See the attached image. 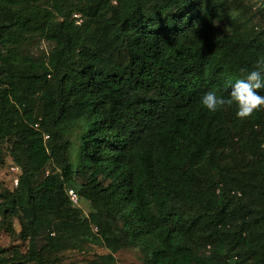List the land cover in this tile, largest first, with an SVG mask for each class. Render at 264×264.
Returning a JSON list of instances; mask_svg holds the SVG:
<instances>
[{"label":"trees","instance_id":"16d2710c","mask_svg":"<svg viewBox=\"0 0 264 264\" xmlns=\"http://www.w3.org/2000/svg\"><path fill=\"white\" fill-rule=\"evenodd\" d=\"M250 19L239 0H0V161L13 141L23 169L0 212L30 237L27 256L0 246V264H51L92 224L111 250L95 264L131 243L152 264H264V109L240 119L235 103L201 104L213 90L230 99L264 60ZM37 38L52 44L46 59L26 52ZM79 120L88 217L65 192L68 162L63 178L37 179ZM236 138L256 166L232 174L221 149Z\"/></svg>","mask_w":264,"mask_h":264},{"label":"rangeland","instance_id":"374dc122","mask_svg":"<svg viewBox=\"0 0 264 264\" xmlns=\"http://www.w3.org/2000/svg\"><path fill=\"white\" fill-rule=\"evenodd\" d=\"M235 3L236 0H230ZM245 6L249 16H251L249 28L255 32H260L264 29V0H239ZM74 12L73 17L79 19L80 14ZM79 20L78 23H80ZM230 24L224 25L226 29H230ZM52 44L45 38H37L30 46L26 48L34 57L42 56L47 58L48 52L51 50ZM261 130V128L259 127ZM86 131V121L79 120L73 126H67L63 134V143L68 142L69 147H63L60 152L59 160L54 156L46 165L44 173L37 176V179H43L51 173L63 178V171L66 162L72 167L71 174L73 182L65 184V192L68 195L70 189L77 192V200L72 201L68 195L72 206L81 211L82 216L88 217L92 212L96 211L94 202L88 199L83 194L82 185L85 179L81 175H77L79 169L80 156L79 147L81 144V136ZM45 144L51 140L49 133L43 135ZM54 140V138H52ZM13 141H4L2 143V152L4 158L0 161V210L4 206L6 197H10L20 183V177L23 169L17 164L13 150L10 148ZM63 154V155H62ZM222 164L230 169L232 174H238L245 170H249L256 166L255 157L244 147L240 139L236 138L233 143L221 149ZM252 170H255L253 168ZM230 181L232 178L230 177ZM25 227V226H24ZM22 226L17 217H10L8 214L0 212V246L7 252L13 250L19 251L27 256L30 247V237L22 238ZM93 234L84 240L66 241L63 242V247L51 254H46L47 260L51 264H95L100 262L103 255L111 253L104 241V235L100 233L99 228L92 224ZM39 248L45 246L46 241L40 237L37 239ZM210 249V248H209ZM11 255V254H10ZM115 264H152L148 257V252L142 246L129 244L126 248H121L113 254ZM236 260V257L231 256L229 261Z\"/></svg>","mask_w":264,"mask_h":264},{"label":"clouds","instance_id":"9594fccd","mask_svg":"<svg viewBox=\"0 0 264 264\" xmlns=\"http://www.w3.org/2000/svg\"><path fill=\"white\" fill-rule=\"evenodd\" d=\"M264 60L257 62V67L251 71L243 72L241 78L230 86L227 101L216 91H209L201 98V104L209 112L215 113L226 103H235L238 106L237 117L244 119L250 117L254 111L264 109V95L260 90L264 89Z\"/></svg>","mask_w":264,"mask_h":264},{"label":"built area","instance_id":"2783aa9c","mask_svg":"<svg viewBox=\"0 0 264 264\" xmlns=\"http://www.w3.org/2000/svg\"><path fill=\"white\" fill-rule=\"evenodd\" d=\"M68 195L70 196V198L72 199V201H76L77 200V192L74 189H70Z\"/></svg>","mask_w":264,"mask_h":264}]
</instances>
